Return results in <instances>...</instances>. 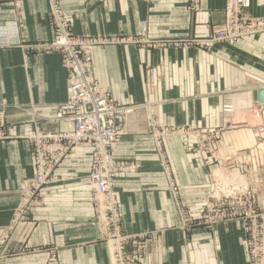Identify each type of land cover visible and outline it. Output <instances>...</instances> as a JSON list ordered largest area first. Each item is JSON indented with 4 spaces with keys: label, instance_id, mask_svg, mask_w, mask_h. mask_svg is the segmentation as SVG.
Returning a JSON list of instances; mask_svg holds the SVG:
<instances>
[{
    "label": "crops",
    "instance_id": "obj_1",
    "mask_svg": "<svg viewBox=\"0 0 264 264\" xmlns=\"http://www.w3.org/2000/svg\"><path fill=\"white\" fill-rule=\"evenodd\" d=\"M225 2L60 0V5L76 36L184 39L206 36L221 24ZM251 2L249 14L264 16V0ZM48 4L49 0H0V27L13 24L20 44L47 41ZM93 64L97 82L114 98L123 104H152L158 121L174 129L164 142L178 194L169 187L141 113L128 119L126 134L111 148L113 158L138 166L114 182L123 230L163 229L156 240L147 242L141 264H248L239 219L211 227L197 224L185 235L178 210L183 204L197 214L213 191L214 170L224 172L228 157L246 155L245 193L250 192L254 204L264 210V134L259 137L251 128L224 132L219 144L244 152L236 156L222 155V147L213 154L194 149L199 145L189 135L221 128L258 102L256 91L264 87V33L211 50L108 43L93 48ZM66 78L58 53L0 45V118L5 132L0 138V264H111L108 245L99 239L93 220L86 144L54 170L69 178L41 189V203L24 228L15 227L2 237L20 201L23 181L32 174V146L26 136L38 127L64 130L62 122L52 119L66 100ZM228 103L233 105L232 116L222 110Z\"/></svg>",
    "mask_w": 264,
    "mask_h": 264
},
{
    "label": "built area",
    "instance_id": "obj_2",
    "mask_svg": "<svg viewBox=\"0 0 264 264\" xmlns=\"http://www.w3.org/2000/svg\"><path fill=\"white\" fill-rule=\"evenodd\" d=\"M225 3L223 22L216 25L208 35L199 38L122 39L76 36L60 0H49L51 39L47 41L20 44L13 24L0 27V45L19 44L26 51L58 53L61 67L67 72L66 100L57 106L56 115L52 119L54 123L62 122L64 130L38 127L26 136L32 146V174L23 181L20 202L14 211L12 222L17 223L27 217L40 203L43 187L59 184L69 178L67 175L56 174L54 170L65 163V159L76 147L86 144L90 148L86 174L90 201L94 206L93 220L97 226V235L108 245L111 264H141L146 243L155 240L162 229L144 230L140 233H127L123 230L114 182L119 174L134 172L138 166L129 160L113 158L111 148L126 134L128 119L133 115L142 114L158 151L161 150L159 136L174 132V129L157 125L152 104H123L110 91L101 87L94 74L93 48L108 43L128 42L149 49L174 46L211 50L214 45L230 44L247 36L264 33V16L254 17L249 14L251 0H226ZM262 104L253 103V113H258ZM224 108L226 112L233 110L230 106ZM2 122L0 118V138L5 135L1 130ZM164 168L168 172L166 175L170 186L178 194V188L171 181L170 165L164 163ZM220 180L222 182L218 181L217 186L221 193L216 196L215 191L210 200L199 207L197 214L192 212L190 206L181 205L178 210L180 229L187 233L197 224L211 227L212 224L239 219L245 233L248 264H264V210L245 196L246 187L237 183L232 176L220 177Z\"/></svg>",
    "mask_w": 264,
    "mask_h": 264
},
{
    "label": "rangeland",
    "instance_id": "obj_3",
    "mask_svg": "<svg viewBox=\"0 0 264 264\" xmlns=\"http://www.w3.org/2000/svg\"><path fill=\"white\" fill-rule=\"evenodd\" d=\"M71 25H72V23H71ZM71 29H72V27H71ZM225 106H230L233 109V105L230 104V103L222 105V110L226 114H230L232 116L233 113H234V109L232 110V112H226V110L224 108ZM251 108H252V106H250V107L247 106V109L243 113H241V115L238 117V119L234 120V119L230 118V120H228V122L225 125H223L221 128H217L215 130H208V131H197V130H194L193 133L189 134V135H192L194 137L195 141L197 142V145H199V147H195L194 149H200V150L203 149L207 153L213 154V152L219 151V149L222 147V149H221L222 155H225V156L226 155L233 156L234 154H235L234 156H236V153H241L242 151L234 150V149H231L230 147H227V146L223 147L222 145L219 144L220 143L219 141L221 140L222 134L224 132H226V131L229 132L232 129L234 130L236 128H243V129L251 128L255 132V134H257L259 137L263 136V134H264L263 109L259 110L258 113H255V112L253 113V109H251ZM262 108H263V106H262ZM156 121H157V125L166 127V126L162 125L158 121L157 117H156ZM172 134H174V133L173 132H171V133L167 132V134H162V135L159 136L160 137L159 141L161 142V150H159V151L157 150V153L159 154L160 163L162 164L161 165L162 166V171L165 173V175L168 172H166V170L164 168V163L165 164L166 163L169 164V161H168L169 157L167 156V153H166L164 140L166 138H168L169 136H171ZM152 140H153V138H152ZM242 153H244V152H242ZM233 158H230V159H229V157L227 158V164L224 167L225 168L224 172H222V170L221 171H219V170L217 171V169L214 170L215 174L212 177L213 191L211 192V194H209L207 199L204 200V203L202 205H204L206 202H208V200H210L211 196L215 193V191H216V193H215L216 196H218L221 193L220 189H218L219 186H217L218 181L222 182L220 180V177L226 178V177L232 176L237 183H240L243 187H247V185H246L247 181H246V176H245V175H247V172H248L247 163H248L249 160L247 161V155L244 156V157L242 156V157H240L241 159H237V160H235ZM167 178H168V176H167ZM169 187H171L170 186V180H169ZM171 189L173 191V187H171ZM222 190L225 191V189H222ZM226 192H229V191H226ZM244 194H245V196L247 198H249V197L251 199L253 198L252 194L250 192H248V196H247V194L245 192H244ZM117 198H118V196H117ZM40 203H41V200H40ZM118 204H119V201H118ZM119 206H120V204H119ZM16 208H17V206H16ZM120 211H121V209H120ZM31 212L32 211H30V213ZM30 213L27 215V217H25L24 219H22L21 221H19L17 223H14V222L10 221L11 223L6 228L4 233L2 234V237L3 238H7V235L10 234L12 232V230H14L15 227L24 228V224L26 223V220L28 219ZM13 215H14V213H13ZM121 217H122V212H121ZM12 218H13V216H12ZM180 221H181V219H180ZM155 229H157V228H155ZM159 229H161V228H159ZM151 230H154V229H151ZM162 231H163V229H162ZM188 233L189 232L184 233V234L188 235ZM159 234H161V232ZM151 241H154V240H151Z\"/></svg>",
    "mask_w": 264,
    "mask_h": 264
},
{
    "label": "water",
    "instance_id": "obj_4",
    "mask_svg": "<svg viewBox=\"0 0 264 264\" xmlns=\"http://www.w3.org/2000/svg\"><path fill=\"white\" fill-rule=\"evenodd\" d=\"M256 94H257L256 98L258 100V103L260 104L264 103V87L257 89Z\"/></svg>",
    "mask_w": 264,
    "mask_h": 264
}]
</instances>
